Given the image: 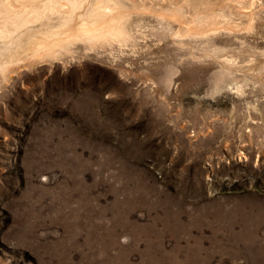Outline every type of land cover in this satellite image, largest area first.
I'll return each mask as SVG.
<instances>
[{
    "label": "rangeland",
    "instance_id": "374dc122",
    "mask_svg": "<svg viewBox=\"0 0 264 264\" xmlns=\"http://www.w3.org/2000/svg\"><path fill=\"white\" fill-rule=\"evenodd\" d=\"M207 2L209 40L133 15L0 81V264H264V0Z\"/></svg>",
    "mask_w": 264,
    "mask_h": 264
},
{
    "label": "bare ground",
    "instance_id": "6f19581e",
    "mask_svg": "<svg viewBox=\"0 0 264 264\" xmlns=\"http://www.w3.org/2000/svg\"><path fill=\"white\" fill-rule=\"evenodd\" d=\"M149 1L0 0V81H6L11 68L20 61H58L64 54H71L76 44L88 48L109 43L132 45L135 37L129 18L133 15L142 18L141 23L146 17L153 18L156 26L167 30L179 44L189 39H208L221 28L231 26L223 7H211L208 0L199 5L197 0ZM225 1L223 6L233 8L236 4L242 7L246 2L254 3V0ZM141 23L142 30L146 24ZM226 60L231 62L227 57ZM234 68L229 64L222 67L220 74L232 79Z\"/></svg>",
    "mask_w": 264,
    "mask_h": 264
}]
</instances>
